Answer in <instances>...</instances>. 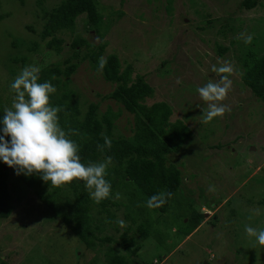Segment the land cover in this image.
<instances>
[{
	"label": "rangeland",
	"instance_id": "obj_1",
	"mask_svg": "<svg viewBox=\"0 0 264 264\" xmlns=\"http://www.w3.org/2000/svg\"><path fill=\"white\" fill-rule=\"evenodd\" d=\"M26 1L22 6L17 0H0V14L9 13L0 21L2 87L10 74L5 68V47L21 39L26 44L24 51L36 42L41 52L48 41L39 36L42 19L37 15L38 0ZM44 1L51 5L61 0ZM98 2L105 8V19L110 15L112 18L102 38L107 41L104 56L116 53L122 61H127L124 65L134 61L136 72H148V81L155 88L149 104L167 100L174 105L172 121L165 127L166 130L173 127L178 136L175 142L167 133L162 137L173 149L169 160L182 172L183 184L165 212H156L141 197L136 198L146 214L142 220L139 218V223L150 220L151 224L150 237L137 259L145 264H264V246L244 230L245 226L264 229V204H261L264 199V103L242 82L239 58L240 47L246 44L245 38L249 35L257 38L254 47L260 49L259 54L264 53V0H258L250 10L238 8L239 0ZM226 21L231 26H239L238 32L224 34ZM29 26H35L34 31ZM84 29L79 17L76 30L94 44L101 42L95 31ZM237 37L242 39V45H231V40ZM216 43L229 50L221 55ZM68 54L53 55L51 61L62 60ZM163 60L169 63L162 66ZM223 64L230 65L233 71L230 74L212 71L213 65ZM157 68L165 72L164 78L155 73ZM221 75H228L231 80V88L220 102L229 110L206 122L202 114L207 102L201 99L197 89L209 80L218 81ZM70 80L69 85L81 94L83 111L93 102L99 104L100 113L109 106L117 109L114 100L104 98L114 84L97 74L88 61L80 64ZM183 85L185 88L173 92ZM0 96L4 104L5 97L15 98L9 89L1 90ZM130 115L124 113L117 120V134L132 133ZM187 130L189 134L185 137ZM180 141L185 142L182 149L177 147ZM16 179L11 171L10 189L15 209L0 224V256L8 264H109L108 257L112 255L109 247L115 253L124 252L119 241L125 227L131 224L126 218V205L131 202L124 192H116L121 194L119 199L113 196L120 204L119 208L110 206L116 215L114 221L109 223L104 215L106 228L97 233L102 239H113L97 240V247L87 248L63 224L64 218L54 219L39 194L17 185ZM193 210L204 212L205 219L187 235L185 223ZM129 236L140 239L133 231Z\"/></svg>",
	"mask_w": 264,
	"mask_h": 264
},
{
	"label": "trees",
	"instance_id": "obj_2",
	"mask_svg": "<svg viewBox=\"0 0 264 264\" xmlns=\"http://www.w3.org/2000/svg\"><path fill=\"white\" fill-rule=\"evenodd\" d=\"M17 1L22 6L27 2L26 0ZM257 4L258 0H239L238 8L250 10ZM37 5L40 8L38 13H41L37 15L43 21H39L41 26L39 36L42 40L48 39L46 47L40 52L37 49L39 44L33 42L24 51L23 46L26 44L21 39H15L5 47V68L10 74L5 85L0 86V92L6 89L12 90L10 84L19 70L29 65L37 67L38 82L48 81L56 89L50 96V102L60 108L58 113L60 126L69 138L79 145L82 163L100 162L111 157L106 179L111 182L113 195L97 204L89 196V190L85 188L83 181L51 186L39 175H17L13 168L0 162V224L15 209L13 193L10 189L11 171L16 174V184L25 189H34L48 204L54 219L64 218L63 224L70 227L87 248L97 247V240L103 242L104 238L98 237L97 233L106 228L104 215L109 223L114 221L116 215L110 206L119 208L120 204L113 199V196L116 192H124L131 202V205H126V218L131 221V224L125 227L121 242L119 241L124 252L118 254L109 247L108 251L112 255L108 257V262L109 264H145L139 261L137 256L144 242L150 237L151 224L150 220L139 223V218L142 220V216L146 214L143 213L136 198L141 197L147 201L153 194L161 191L170 192L172 195L167 203L154 208L156 212H165L169 208L172 197L183 184L182 172L170 163L168 157L173 149L162 137V134L167 133L175 142L178 136L173 127L169 130L165 127L172 121L174 105L169 104L167 100H154L149 104L148 99L154 98L155 88L148 81V72L145 71L143 74L136 72L134 61L124 65L123 62L127 61H122L116 53L104 56L107 41L102 38L109 30L112 18L110 15L105 19V8L100 7L98 0H61L51 5L44 0H38ZM7 14L9 13L0 14V21ZM79 17L84 22V30L95 31L96 36L102 39L100 43L94 44L76 30ZM227 23L229 22L226 21L223 24L224 34L238 32L239 26H231ZM29 28L34 31L35 26H29ZM256 41L257 38L254 37L250 43L240 47L242 39L237 37L231 40V45H240L242 82L264 103V53L260 55V49L254 47ZM216 47L221 55L229 50V47L220 43H216ZM63 52L69 54L62 60L51 61L53 55ZM100 57L106 60L102 71L98 70ZM86 61L105 81L114 84L112 91L104 98L114 100L116 110L109 106L104 113H100L99 104L93 102L88 105L86 111H83L81 94L69 84L70 77L77 71L80 64ZM168 63L167 60H163L160 64L165 66ZM155 73L159 74L160 79L165 77V72L161 73L158 68ZM182 88H185V85L174 88L173 92H178ZM13 94H15L14 90ZM5 98L4 104L0 96V115L3 114V109L14 100L12 96ZM185 99L186 97L183 101ZM124 113L131 114L128 120L129 130L132 132L130 135L115 132L117 120ZM187 131H185V137L189 134V130ZM105 138L110 140L111 147L104 146L103 150L98 149V145L105 144ZM184 143L180 141L177 146L176 142V146L182 149ZM261 204H264V199ZM145 209L147 210V207ZM204 219V212L193 210L185 223L186 234L189 235L196 230ZM130 231L138 233L140 239L129 236ZM112 239L106 237L104 240ZM0 264H8V262L0 256Z\"/></svg>",
	"mask_w": 264,
	"mask_h": 264
},
{
	"label": "clouds",
	"instance_id": "obj_3",
	"mask_svg": "<svg viewBox=\"0 0 264 264\" xmlns=\"http://www.w3.org/2000/svg\"><path fill=\"white\" fill-rule=\"evenodd\" d=\"M251 40L249 35L245 43ZM105 64V58L100 57L98 70L102 71ZM212 71L230 74L233 69L223 64L219 67L213 65ZM38 72L37 67L26 66L10 84L15 98L11 106L5 107L0 115V162L13 168L17 175H39L51 186L83 181L89 196L97 204L112 197L111 182L106 179L111 157L100 162L82 163L79 145L60 126V108L50 102V96L56 89L48 81L38 82ZM230 88L228 75H221L218 81L209 80L204 86L198 87L201 99L207 102V108L202 114L206 122L229 110L227 105L220 102L226 98ZM104 146L111 147L107 138L104 145L97 147L103 150ZM120 195L115 193L114 198L119 199ZM171 195L165 191L153 194L147 199L146 205L150 209L161 207ZM256 212L259 213V209ZM244 230L248 236L255 237L259 245L264 246V229L245 226Z\"/></svg>",
	"mask_w": 264,
	"mask_h": 264
}]
</instances>
